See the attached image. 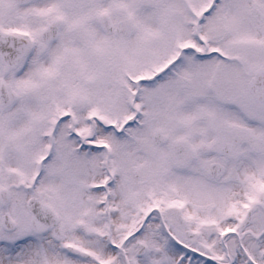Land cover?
I'll list each match as a JSON object with an SVG mask.
<instances>
[{"label": "snow or ice", "instance_id": "obj_1", "mask_svg": "<svg viewBox=\"0 0 264 264\" xmlns=\"http://www.w3.org/2000/svg\"><path fill=\"white\" fill-rule=\"evenodd\" d=\"M0 264H264V0H0Z\"/></svg>", "mask_w": 264, "mask_h": 264}]
</instances>
